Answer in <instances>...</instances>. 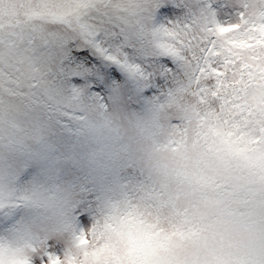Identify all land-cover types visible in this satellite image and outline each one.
Here are the masks:
<instances>
[{"label":"snow or ice","instance_id":"1","mask_svg":"<svg viewBox=\"0 0 264 264\" xmlns=\"http://www.w3.org/2000/svg\"><path fill=\"white\" fill-rule=\"evenodd\" d=\"M0 264H264V0H0Z\"/></svg>","mask_w":264,"mask_h":264}]
</instances>
